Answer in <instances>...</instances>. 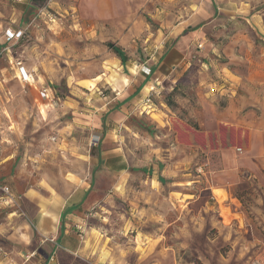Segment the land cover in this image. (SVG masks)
I'll return each mask as SVG.
<instances>
[{"label": "rangeland", "instance_id": "374dc122", "mask_svg": "<svg viewBox=\"0 0 264 264\" xmlns=\"http://www.w3.org/2000/svg\"><path fill=\"white\" fill-rule=\"evenodd\" d=\"M144 1L44 0L22 16L27 32L15 45L14 56L25 47L23 66L31 74L26 84L59 83L62 96L57 95L69 96L77 111L75 123L86 128L70 139L77 150L71 155L80 158L86 149L94 154L103 139L100 151L108 143L118 144L128 165L121 171L96 170L88 208L76 228L84 238L93 228L99 241L111 243L112 264H132L135 251L142 255L138 264H264L260 34L254 29L220 50L223 41L220 48H211L212 55L190 57L185 71L166 77L130 61L101 64L107 42L124 45L136 34L141 39L135 41L142 43V35L158 26L146 14L152 2ZM2 10L10 12L8 7ZM14 73L7 54L2 55L0 87L11 86L0 88L1 107L3 95L19 90ZM96 74L100 78L92 79ZM82 77L89 80L78 82ZM156 79L160 82L149 90ZM116 93L119 99L110 103ZM130 93L135 97L125 107L132 113L120 122V114L107 109ZM157 176L161 181L156 182Z\"/></svg>", "mask_w": 264, "mask_h": 264}, {"label": "crops", "instance_id": "0c3cea01", "mask_svg": "<svg viewBox=\"0 0 264 264\" xmlns=\"http://www.w3.org/2000/svg\"><path fill=\"white\" fill-rule=\"evenodd\" d=\"M147 1H144V5ZM149 1L153 5L147 7L146 14L158 26L142 35V43L135 41L136 38H141L134 34L124 45H116L133 57L128 61L136 63L134 67L144 66L151 73L165 72L164 77L178 71L181 73L189 67L190 57L212 55V47L220 48L225 41L220 50L225 49L233 42L246 39L254 29L264 41V0ZM43 2L44 0H0V28L8 25L24 26L22 16L25 9L40 7ZM2 7H8L10 12L4 13ZM24 48L16 56L25 66L27 52ZM141 48L147 58L139 63L136 52ZM159 49L162 50L158 51ZM233 56L237 54L234 53ZM109 60L121 63L110 50L100 58V63ZM203 66L204 64L200 68ZM261 77L264 86V71L261 72ZM65 78L63 76L61 81L63 80L64 87L70 94ZM97 78H100V74L92 79ZM88 80L82 77L78 82ZM148 82L146 80L143 86L138 87L139 93ZM158 82L160 81L156 79L149 90L155 88ZM37 83L28 85L19 81L16 83L19 88L17 93L10 97L3 95L4 101H1L4 106H0V184L9 185L17 199L15 204L6 205L1 201L0 191V264H60L59 250L84 258L92 264H112L109 251L112 249L111 243L99 241L93 233L96 230L90 227L87 238H84L76 227L88 208L96 170L100 166L110 172L126 170L128 165L125 157L121 155L118 144L113 147L108 143L107 148L100 151V144L105 143L103 139L93 149L94 154L91 149H86L79 154L80 158L72 156L71 153L77 150L73 149L70 139L79 130H86L75 123V104L67 99L69 96L60 98L57 95L61 94L62 89L59 83L52 86L49 85L51 82L45 83L42 80ZM98 84L97 82L96 86ZM5 86L0 88L8 90L11 84ZM221 86L219 88L223 87ZM44 87L51 89L53 102L39 94ZM133 94L116 101L107 109L109 114H120L118 120L123 122L132 113L131 108L127 110L125 106ZM118 96L116 93L110 103L119 99ZM241 98L247 101V97ZM13 104L18 108L11 110L9 106ZM67 114L72 115V118L66 117ZM62 117L65 118L62 120ZM100 124L103 125V121ZM18 151L20 156L16 155ZM148 170L149 173L153 172L154 167ZM155 179L156 182L161 181L158 176ZM119 182L123 183L119 180L116 183ZM65 211L67 212L64 214ZM146 246L149 249V245ZM135 254L132 264H138L142 260L140 252L135 251Z\"/></svg>", "mask_w": 264, "mask_h": 264}, {"label": "built area", "instance_id": "2783aa9c", "mask_svg": "<svg viewBox=\"0 0 264 264\" xmlns=\"http://www.w3.org/2000/svg\"><path fill=\"white\" fill-rule=\"evenodd\" d=\"M27 25L22 27H15L8 25L4 28H0V59L2 55L7 54V63L9 68L15 71L14 76L21 82H29L31 74H29L26 68L23 66L22 60L14 56V47L23 38L26 37ZM200 47V45H198ZM2 54V55H1ZM40 94L47 99L52 100L51 89L48 87L42 88ZM53 139V138H52ZM1 201L6 205L15 204L17 196L13 195L11 189L6 184H0Z\"/></svg>", "mask_w": 264, "mask_h": 264}, {"label": "trees", "instance_id": "16d2710c", "mask_svg": "<svg viewBox=\"0 0 264 264\" xmlns=\"http://www.w3.org/2000/svg\"><path fill=\"white\" fill-rule=\"evenodd\" d=\"M255 42H259V41H255ZM260 43L264 47V41L260 40ZM18 44H19V42L17 43V45ZM106 46L111 51V53L120 60L121 64H125L128 60L133 58L132 56L127 55L126 52L119 45H116V44H114L112 42H107ZM13 51H14V49H13ZM141 56L145 57V58L142 60ZM146 58H147V56L145 55V53L142 50V48L136 52V60H137V62L141 63V62L145 61ZM62 82H63V80H62ZM172 91H173V89H172ZM166 104L168 106H172V104L170 103L169 100L166 101ZM98 158H99V155H98ZM131 169L149 173V170L146 169V168H135V167H132ZM66 212L67 211H65L64 214ZM62 218H63V214H62ZM58 255H59L60 264H76V262H78V261L86 263V264H92L90 261H88V260H86L84 258L74 257L71 254H69V253H67V252H65L63 250H59L58 251Z\"/></svg>", "mask_w": 264, "mask_h": 264}, {"label": "bare ground", "instance_id": "6f19581e", "mask_svg": "<svg viewBox=\"0 0 264 264\" xmlns=\"http://www.w3.org/2000/svg\"><path fill=\"white\" fill-rule=\"evenodd\" d=\"M199 137V136H198ZM201 138L199 137L198 140H200Z\"/></svg>", "mask_w": 264, "mask_h": 264}]
</instances>
